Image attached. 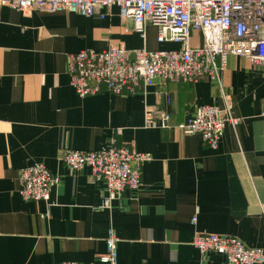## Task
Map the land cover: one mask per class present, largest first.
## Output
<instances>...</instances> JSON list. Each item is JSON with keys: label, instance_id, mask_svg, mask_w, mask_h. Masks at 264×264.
<instances>
[{"label": "crops", "instance_id": "1", "mask_svg": "<svg viewBox=\"0 0 264 264\" xmlns=\"http://www.w3.org/2000/svg\"><path fill=\"white\" fill-rule=\"evenodd\" d=\"M192 40L202 35L194 32ZM120 44L179 48L159 42L151 23L142 36L132 21L122 22L116 6L105 18L0 7V264H106L99 255L110 226L120 238L119 264H231L222 253L194 246L199 231L264 249V66L230 54L220 71L222 89L205 78L182 79L136 93L104 88L80 96L69 54ZM225 98L240 121L226 126L217 148L182 131L198 105L223 107ZM112 136L152 159L142 166L140 188L126 189L108 209L100 207L105 184L89 166L69 170L62 156L66 148H101ZM35 162L62 176L48 201L20 194L21 169Z\"/></svg>", "mask_w": 264, "mask_h": 264}, {"label": "built area", "instance_id": "2", "mask_svg": "<svg viewBox=\"0 0 264 264\" xmlns=\"http://www.w3.org/2000/svg\"><path fill=\"white\" fill-rule=\"evenodd\" d=\"M22 11H68L86 16H108L114 6L125 24L145 36L146 24L157 26L159 42H174L177 49L150 50L113 45L108 49H87L69 54L71 84L80 96L94 95L104 88L113 94L136 93L157 81L198 82L207 79L222 89L220 71L230 54L244 56L252 64L264 66V0H0ZM199 32L201 42L193 45L192 34ZM218 57L222 65L217 62ZM202 104L180 128L199 133L211 148H217L226 126L235 127L240 118L232 114L231 104ZM170 115L161 114L164 126ZM153 121H151L152 123ZM150 123V121H149ZM121 133L120 130L117 132ZM152 154L129 144H118L112 136L107 145L93 150L66 148L62 160L69 170L91 168L92 178L105 184L107 195L100 207L112 208L113 201L126 189L138 190L142 166ZM62 176L43 162L23 167L20 194L27 200L48 201ZM197 217L192 222L195 224ZM119 236L110 226L105 237L106 250L99 255L106 264H119ZM193 244L203 254L216 251L231 264L264 263V249L246 245L239 237L199 231ZM50 264H79L76 261Z\"/></svg>", "mask_w": 264, "mask_h": 264}]
</instances>
